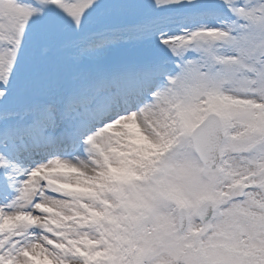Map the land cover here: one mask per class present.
<instances>
[{
  "label": "snow or ice",
  "instance_id": "obj_1",
  "mask_svg": "<svg viewBox=\"0 0 264 264\" xmlns=\"http://www.w3.org/2000/svg\"><path fill=\"white\" fill-rule=\"evenodd\" d=\"M0 264H264V0H0Z\"/></svg>",
  "mask_w": 264,
  "mask_h": 264
}]
</instances>
